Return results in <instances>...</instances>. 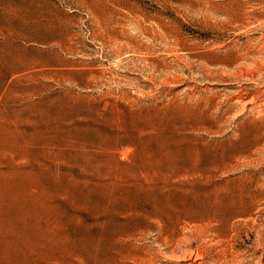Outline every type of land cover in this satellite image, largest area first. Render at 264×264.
Returning <instances> with one entry per match:
<instances>
[{
  "label": "rangeland",
  "instance_id": "obj_1",
  "mask_svg": "<svg viewBox=\"0 0 264 264\" xmlns=\"http://www.w3.org/2000/svg\"><path fill=\"white\" fill-rule=\"evenodd\" d=\"M0 264H264V0H0Z\"/></svg>",
  "mask_w": 264,
  "mask_h": 264
},
{
  "label": "bare ground",
  "instance_id": "obj_2",
  "mask_svg": "<svg viewBox=\"0 0 264 264\" xmlns=\"http://www.w3.org/2000/svg\"><path fill=\"white\" fill-rule=\"evenodd\" d=\"M159 138V137H158ZM151 141V140H150ZM166 141V140H165ZM149 142V141H148ZM147 142V143H148ZM112 145H115L112 143ZM106 146V145H105ZM115 147V146H114ZM146 147V146H145ZM159 147V146H158ZM160 150V149H159ZM144 151V150H143ZM151 151H146L140 153L138 156H136V158H134L132 160V162H134L136 165L138 164L139 166H141L142 168L146 169V171H148L149 173L158 176L159 178H161V180L164 178H172L174 177L176 174H178L176 171L172 172L171 174H167L166 170L163 168V166L161 165V161L164 159V157L167 155V153L165 155L162 154V152H158V153H153ZM168 151V150H167ZM165 151V152H167ZM110 154V153H109ZM169 154V153H168ZM171 156V155H169ZM114 163V162H113ZM110 164V163H109ZM126 167V166H125ZM139 168V167H138ZM167 169V168H166ZM176 169V168H175ZM179 169V168H178ZM173 170V169H172ZM174 171V170H173ZM179 171V170H178ZM147 172V173H148ZM168 172V171H167ZM171 172V170L169 171ZM150 175V174H149ZM166 180V179H165ZM6 187V186H5ZM4 190V189H3ZM12 227V226H11ZM15 242V241H14ZM13 246V245H12ZM3 259V258H2Z\"/></svg>",
  "mask_w": 264,
  "mask_h": 264
}]
</instances>
